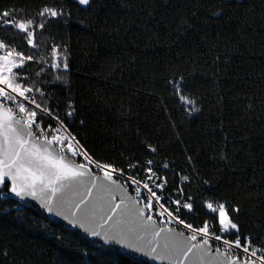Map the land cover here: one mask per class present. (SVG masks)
Segmentation results:
<instances>
[{"label": "trees", "instance_id": "obj_1", "mask_svg": "<svg viewBox=\"0 0 264 264\" xmlns=\"http://www.w3.org/2000/svg\"><path fill=\"white\" fill-rule=\"evenodd\" d=\"M45 2L52 0H0V9L32 14ZM66 7L72 12L68 23L38 34L42 46L29 54L50 56L53 39L69 45L68 84L48 90L75 100L73 132L78 138L126 174L131 154L151 158L141 153V140L164 149L155 159H175L180 165L185 163L183 147H190L199 179L212 185L208 191L199 186L201 195L238 205L245 234L264 238V0H93L87 11L67 0ZM219 8L224 14L216 19L211 11ZM181 20L198 30L189 29L186 38L178 39ZM55 75L52 69L45 78ZM181 75L185 94L195 96L202 109L191 118L179 109L166 84ZM221 152L230 164L220 161ZM130 174L144 177L143 172ZM175 187L170 177L163 194H173ZM197 187L193 179L185 192ZM15 216L0 218V252L8 251L7 259L0 255V264H115L118 259L32 204L20 219ZM185 218L196 226L211 220L199 203Z\"/></svg>", "mask_w": 264, "mask_h": 264}, {"label": "snow or ice", "instance_id": "obj_2", "mask_svg": "<svg viewBox=\"0 0 264 264\" xmlns=\"http://www.w3.org/2000/svg\"><path fill=\"white\" fill-rule=\"evenodd\" d=\"M73 2L87 11L93 0ZM66 4L52 0L23 15L15 8L0 9V218L16 213L14 218L20 219L30 202H36L49 216L80 230L86 240L97 238L91 243L114 252L115 264H264V238L245 234L240 207L199 192V186L208 191L212 185L199 179L190 147H183L185 163L180 165L175 159H155L164 149L141 140V153L151 158L131 154L126 174L115 162L98 158L73 132L75 100L48 90L68 84L69 45L53 39L50 56L29 54L38 48V34L68 23L72 12ZM223 14L222 8L211 11L216 19ZM189 29L196 31L198 25L181 20L178 39L186 38ZM30 65L36 68L29 71ZM52 69L56 75L48 80L45 74ZM166 84L185 116L202 111L196 97L185 94L183 75ZM83 124L81 120L79 126ZM171 126L178 127L174 121ZM177 141L184 143L178 132ZM219 159L231 163L226 152ZM132 172H143V179ZM170 177L175 191L164 195ZM193 179L198 187L186 193L185 184ZM10 201L11 206L4 207ZM197 203L211 216L199 226L185 218L196 212ZM0 255L7 259V249Z\"/></svg>", "mask_w": 264, "mask_h": 264}, {"label": "water", "instance_id": "obj_3", "mask_svg": "<svg viewBox=\"0 0 264 264\" xmlns=\"http://www.w3.org/2000/svg\"><path fill=\"white\" fill-rule=\"evenodd\" d=\"M121 182H122V181H121ZM30 204H32V205L36 206L37 208H39L38 205L36 204V202H30ZM39 210L42 212V214H43L46 218H48V219H50V220H52V221H55V222H57V223L63 225V226L66 227V228L74 229L73 227H71L70 225H68L67 222L63 221L62 219H60V218H58V217L49 216L46 212H44V211H43L42 209H40V208H39ZM75 230H77V229H75ZM77 231H79L80 233H82L80 230H77ZM82 234H83V233H82ZM89 239L94 240V239H97V238H89ZM141 259H146V258L141 257ZM158 264H159V262H158Z\"/></svg>", "mask_w": 264, "mask_h": 264}, {"label": "rangeland", "instance_id": "obj_4", "mask_svg": "<svg viewBox=\"0 0 264 264\" xmlns=\"http://www.w3.org/2000/svg\"><path fill=\"white\" fill-rule=\"evenodd\" d=\"M37 42H38V46L39 45H41L42 46V39H37ZM122 182H123V180H122ZM158 194H159V192H158ZM165 203V202H164ZM166 204V203H165ZM15 264H23V262H21L20 260L19 261H16V263Z\"/></svg>", "mask_w": 264, "mask_h": 264}, {"label": "built area", "instance_id": "obj_5", "mask_svg": "<svg viewBox=\"0 0 264 264\" xmlns=\"http://www.w3.org/2000/svg\"><path fill=\"white\" fill-rule=\"evenodd\" d=\"M159 192V191H158ZM159 194H161L160 192H159ZM166 203V202H165ZM167 204V203H166Z\"/></svg>", "mask_w": 264, "mask_h": 264}]
</instances>
